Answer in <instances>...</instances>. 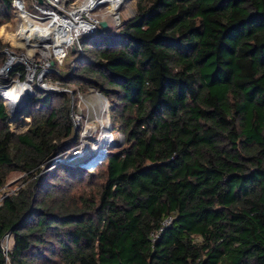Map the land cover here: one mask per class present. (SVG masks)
I'll return each mask as SVG.
<instances>
[{
	"label": "trees",
	"instance_id": "obj_1",
	"mask_svg": "<svg viewBox=\"0 0 264 264\" xmlns=\"http://www.w3.org/2000/svg\"><path fill=\"white\" fill-rule=\"evenodd\" d=\"M100 30L64 81L108 97L124 143L37 177L78 144L68 93L36 90L22 133L0 95V189L28 174L0 203V264H264V0H138Z\"/></svg>",
	"mask_w": 264,
	"mask_h": 264
},
{
	"label": "rangeland",
	"instance_id": "obj_2",
	"mask_svg": "<svg viewBox=\"0 0 264 264\" xmlns=\"http://www.w3.org/2000/svg\"><path fill=\"white\" fill-rule=\"evenodd\" d=\"M110 2H106L105 4H101L100 7H98L95 12L92 13V15L96 16L98 18V20L100 21H106L108 23L107 28H103L102 26H100V28L108 31L109 33H115L117 32L120 27L123 25V23L125 21H127L129 18H131L136 11V6H137V1L138 0H126L123 1L120 7H117V18L114 17L113 11L111 10V6L112 4L116 1V0H108ZM27 2V8L28 9H32L33 7V0H26ZM74 2H76V4H70V7H67L63 9V12L61 13L62 16H64L65 14L68 15V13L70 11H72L74 8L78 9L79 7H81V5L83 4L84 0H75ZM73 6V8H72ZM100 28H98L97 31L87 34V35H91V34H97L100 33ZM4 30V34L0 33V39L1 42L4 44H9L10 46H15L16 45V31L18 30V23L17 21L13 18L11 19V21L5 23L1 28ZM13 34V35H12ZM87 35H83V36H87ZM76 50L78 52L81 48L79 46V42L76 43ZM29 47V46H28ZM72 49V47L69 48V50ZM39 51V58H37L36 56L33 57V55L31 56V58L34 60L32 62L31 65L35 64V61L44 59L45 57L42 55V51ZM73 51V50H72ZM74 56L71 54H68L67 58H65V60L63 61V63H57L60 65V68H58V70L52 66L53 70L50 73H47L43 78L45 80V82L48 84L47 86L44 87V89H41L43 91H48V92H65L68 93V99H69V105H70V109H71V116L73 119V122L75 124V135L76 138L78 137V142L79 140L83 137L87 138V142L89 143V145L91 146V149H96V147H94L96 145V143L99 141H103L102 145H105V149H113L116 147L121 146L124 143V135L121 132H118L117 130L113 129V118L112 115L110 113V101H109V105L108 103L105 101L104 98L101 97V99H98L96 96V90L93 87L88 88L85 91H81L78 89V87H76L75 85H70L67 86L65 83V78L67 76V73L70 72V74L74 71ZM39 63V62H37ZM60 73V74H59ZM40 74H42V68L39 67L36 71L35 77H34V87L36 90L40 89L37 85L38 83V76H40ZM57 74V75H56ZM29 73L27 72L26 77L23 80H28L29 78ZM18 76H13L12 73L9 74L8 78H3L2 80L0 79V85H8V84H13L14 80H17ZM11 87V86H10ZM77 90V93H74V90ZM105 102V103H104ZM31 104V103H30ZM104 105H106L105 109L109 114V133H105L104 132V127H102V123H101V116H102V110L104 109ZM7 109L9 112V107L7 104ZM27 114H28V118L24 117L22 120L20 121H14L12 120V114H10L9 112V127L17 133H22L25 132L31 122H32V114L30 112V105L27 107ZM102 127V128H101ZM107 130V129H105ZM86 134V137H84ZM102 134H104L103 136V140H102ZM112 134V135H110ZM107 149V152L109 151ZM107 157V156H106ZM106 157H104L101 160V163H99L97 165L100 166L103 164V162H105ZM100 161V160H99ZM60 164H65L64 161L61 162L59 160V158H57V156L54 158V160L49 163L46 164L42 167V169L40 170V172L37 174V177H44L52 168L60 165ZM76 167H80L83 168L81 166H79L78 164L75 165ZM95 167L94 170L92 169H85L88 170L90 172L95 171V169L97 168ZM27 173L25 172H21V171H13L11 172V174L9 175L8 181L5 184L4 187H2L0 189V203L9 195L11 194H16L22 187L25 186L26 184V177H27ZM3 246L6 247V245H11V237H9V239H4V241L2 242ZM10 248V247H8Z\"/></svg>",
	"mask_w": 264,
	"mask_h": 264
},
{
	"label": "built area",
	"instance_id": "obj_3",
	"mask_svg": "<svg viewBox=\"0 0 264 264\" xmlns=\"http://www.w3.org/2000/svg\"><path fill=\"white\" fill-rule=\"evenodd\" d=\"M75 0H43V3H39L38 0H33V7L32 9L27 8V2L26 0H13L12 1V6H13V11H14V19L18 23V30L16 31L19 32V30L22 29L23 27V19L26 17L31 21L33 24L37 25H46L50 23V17L57 16L58 18H65V19H74L75 21H78V25L80 24H86L85 26L86 29L84 31H77V28H72L71 29V36H70V43L67 44V46L63 47V51L61 55H58L55 50L51 52L49 56H44V53L42 52V55L45 57L44 59L35 61L34 65H31L32 62L34 61L31 56L33 55L39 58L38 54L41 48H36L33 51H30L26 46H24L21 43L15 42V46H10V47H5L1 55L5 56V60L2 64H0V79L2 80L3 78H8L9 74L13 73V71L16 69L18 66H23L26 70V73H29V76L31 72H34V75L32 76L31 80L30 77L28 80H23L21 72H18V79L14 80V85L15 83L22 82H29V85L32 88V91L35 92L36 94V89L34 87L33 81L34 77L36 74V71L39 67L42 68V74L38 76V87L40 89H44L45 86L48 84L44 80V76L47 73H50L54 66L55 62L57 61L58 63H63L65 58H67L69 54V48L72 47L73 45H77L76 43L79 42V38L83 35H87L90 33H93L100 28V23L101 21L98 20V18L94 15H92L95 10L100 7V2L96 3L94 7L90 10H85L82 11V13L77 14L80 10H83L84 5L87 3L89 0H84L83 4L81 7L78 9H73L68 13V15L62 16L61 13L63 12L64 9L67 7H70V4H76L74 2ZM73 8V6H72ZM52 24V23H51ZM50 24V25H51ZM38 26L35 27H26L25 32L22 35H29L31 34V30H37ZM81 51V49L79 50ZM41 57V56H40ZM52 61H54V64H52ZM39 62V63H37ZM6 69V72H5ZM11 84L8 85H0V94H3V98L6 100V105L9 104V98L1 91V87H6L10 88ZM11 114V113H10ZM13 115V114H12ZM24 118V117H23ZM22 118V119H23ZM21 119V120H22ZM20 121V120H19ZM86 137V134L85 136ZM87 138L83 137L79 140L78 144L75 145L74 147L70 148L69 150L65 151L64 153L60 154L57 156L61 162L64 161L65 164L68 165H73L75 166L78 164L79 166L87 169H92L94 170L95 167L99 163H101V160L107 156L108 152L107 149H105V145L100 144L98 141L94 147L96 149H91L89 143L87 142ZM109 150V149H108ZM86 157L90 158V161L86 162V164H82V162L85 160ZM100 160V161H99ZM5 239H9V235L6 236ZM4 241V240H3ZM10 247L9 245H6V247L3 246V249L5 253L9 250Z\"/></svg>",
	"mask_w": 264,
	"mask_h": 264
},
{
	"label": "bare ground",
	"instance_id": "obj_4",
	"mask_svg": "<svg viewBox=\"0 0 264 264\" xmlns=\"http://www.w3.org/2000/svg\"><path fill=\"white\" fill-rule=\"evenodd\" d=\"M126 0H116L112 6L111 10L113 11L114 17L117 18V7H120L122 2ZM100 2L101 4H105L106 2H110L108 0H89L84 5L83 10H80L77 14L82 13V11L90 10L94 7L96 3ZM52 23V24H51ZM51 24V25H50ZM86 24H80L78 25V21H75L74 19H65V18H58L57 16L50 17V23L46 25H37L32 24L29 19L24 17L23 19V27L19 32L16 33V42L23 44L26 46L30 51H33L36 48H41L42 52L44 53V56H49L53 50L56 51L58 55H61L63 51V47L67 46V44L70 43V36L72 34L71 29L77 28V31H84L87 26ZM37 27V30H31V34L29 35H22L26 27ZM29 46V47H28ZM6 72V69H5ZM34 75V72H31L30 74V80L32 76ZM1 91L9 98L11 103L13 104V107L16 108L14 110V113L12 115V120L19 121L23 117L28 118L27 114V107L24 105V101L28 98V95L32 91L31 86L29 85V82H22L15 83L11 85L10 88H4L1 87ZM96 92V91H95ZM97 93V92H96ZM98 99H101V96L96 94ZM102 100V99H101ZM105 103V102H104ZM106 105H104V109L102 110V116H101V123L102 127H104V132L109 133V114L105 109ZM29 119V118H28ZM101 127V128H102ZM106 133V134H107ZM112 135V134H110ZM104 134H102V140H103ZM103 141L100 142V144ZM90 161L89 157H86L85 160L82 162V164H86L87 161ZM88 161V162H89Z\"/></svg>",
	"mask_w": 264,
	"mask_h": 264
},
{
	"label": "water",
	"instance_id": "obj_5",
	"mask_svg": "<svg viewBox=\"0 0 264 264\" xmlns=\"http://www.w3.org/2000/svg\"><path fill=\"white\" fill-rule=\"evenodd\" d=\"M38 1H39V3H43V0H38ZM100 26H102L103 28H107L108 23H107L106 21L103 20V21H101ZM72 50H73V51L76 50V45H73V46H72ZM52 64H54V61H52ZM95 90H96L97 94L100 95L102 98H104L105 101H106V102L108 103V105H109V99H108V97H106V96H105L101 91H99L98 89L95 88ZM0 95L3 96V94H0ZM34 95H35V92L31 91L30 94L28 95V98L24 101V105H25L26 107H28V106L30 105L31 100H32V98L34 97ZM8 107H9V112H10L11 114H13V113H14V110H15L16 108L13 107V104L11 103V101H9ZM15 111H16V110H15ZM74 139H76V136L74 137Z\"/></svg>",
	"mask_w": 264,
	"mask_h": 264
}]
</instances>
